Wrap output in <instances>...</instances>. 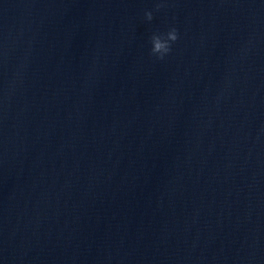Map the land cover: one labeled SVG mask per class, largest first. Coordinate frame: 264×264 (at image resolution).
<instances>
[{"label":"water","instance_id":"water-1","mask_svg":"<svg viewBox=\"0 0 264 264\" xmlns=\"http://www.w3.org/2000/svg\"><path fill=\"white\" fill-rule=\"evenodd\" d=\"M156 2L0 0V264H198L264 0Z\"/></svg>","mask_w":264,"mask_h":264},{"label":"clouds","instance_id":"clouds-1","mask_svg":"<svg viewBox=\"0 0 264 264\" xmlns=\"http://www.w3.org/2000/svg\"><path fill=\"white\" fill-rule=\"evenodd\" d=\"M165 6V0H157L153 10H145L144 18L151 22L154 18V11L158 12ZM179 39V33L175 26H170L166 31L153 32L149 38L151 44L150 55L157 60H164L172 51V46Z\"/></svg>","mask_w":264,"mask_h":264}]
</instances>
